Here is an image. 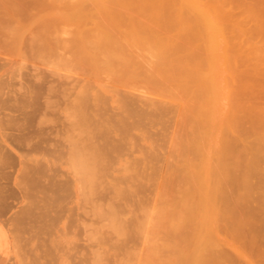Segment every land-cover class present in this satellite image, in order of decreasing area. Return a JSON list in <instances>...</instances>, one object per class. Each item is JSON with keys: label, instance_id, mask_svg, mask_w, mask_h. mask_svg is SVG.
<instances>
[{"label": "rangeland", "instance_id": "obj_1", "mask_svg": "<svg viewBox=\"0 0 264 264\" xmlns=\"http://www.w3.org/2000/svg\"><path fill=\"white\" fill-rule=\"evenodd\" d=\"M64 1L79 0H0V64H5L0 65V264H264V133L231 135L229 144L211 147L190 142L191 128L198 124L182 94L171 99L170 93L177 90L173 87L165 88L171 91H164L166 98L151 94L149 85L140 76L133 78L120 63L117 70L102 69L103 55L107 58L103 49L89 50L100 64L86 60L84 17L78 15L81 24ZM60 11L64 15H58ZM126 89L139 106L133 116L130 109L135 106L127 108L132 116L127 122L118 114L123 108L116 101L121 93L129 96ZM139 94L169 98L170 106L177 105L176 113L173 109L154 123ZM249 100L264 111L263 92L261 97L236 99ZM99 115L111 117L112 124L124 123L123 132L110 123L111 135L101 129L105 142L100 140L98 129L104 126L98 124ZM236 119L241 120L239 115ZM136 120L143 122L136 126ZM89 125L94 134L100 133L92 134ZM81 129L99 141L94 136L91 141L86 132L88 139L86 134V141L80 139ZM70 135L80 139L72 138L73 147L80 143L79 149L93 151L98 162H89L99 171H92V178L89 172L85 179L79 172L77 176L69 156L67 162ZM118 139L124 141L119 142L121 149ZM81 140L89 146H81ZM99 142L110 158L95 150ZM202 144L210 147V154L194 149ZM179 145L186 154L177 158ZM111 146L124 154L114 155ZM150 150L156 155L142 159ZM187 154L199 169L188 166ZM205 160L210 175H205ZM100 161L104 165H97Z\"/></svg>", "mask_w": 264, "mask_h": 264}, {"label": "bare ground", "instance_id": "obj_2", "mask_svg": "<svg viewBox=\"0 0 264 264\" xmlns=\"http://www.w3.org/2000/svg\"><path fill=\"white\" fill-rule=\"evenodd\" d=\"M65 3L68 4V2ZM59 5L61 6V4ZM68 5L72 9L71 13H73V15H76V17L78 15H83L84 17V31L85 37L87 38H83L84 41H82L84 42L82 46L84 48V53L82 55H85L84 58H86V60L92 62L95 61L96 65L98 63L100 64L101 61L97 62L98 58L96 59V56L93 53L94 49L97 50L96 48L103 49V51L107 54L106 59L111 60L112 57V60L114 62L112 60L111 62L109 60H106L104 58L105 55H103V64L101 63L100 66L102 67V69H110L112 67L111 70H114V68L116 67L115 70H117V67L121 64L123 65V68L125 67L123 70L127 69V72H129L133 78L140 76L142 80H144L145 83L149 85L147 87L148 89H151V94L154 93L160 95V97L163 96L166 98L167 94L164 91H166L165 88L168 87V90L173 87V89L175 88L173 91H175L176 89L179 91L177 92L176 90L175 95V92L172 94V89H170L171 91L167 90L166 92H171V99H173L172 97H181L180 93L182 94L181 98L184 101V105L186 107L191 106L192 108H194L195 111H192L194 112V124H198L196 125L197 127L191 128L192 137L190 138V142L196 143L197 145L199 143H208V145L211 144V147L214 143L217 142H224L229 144L232 139L231 135L235 137H241V134H245L250 131L264 133V120L261 121V113H263L264 111L263 109H261V105L253 100H249L244 103L236 101L237 98L252 99L261 97V92L264 93V0H79L75 1V3L70 2V4ZM68 9L69 7L67 8V10ZM63 13L64 12L60 11L58 15H64ZM78 18L79 16L76 19ZM80 19L82 20V18H79L77 21H79ZM91 46H94L95 48L91 49ZM89 50H93V53ZM104 61H106V64L104 63ZM107 61L110 63H107ZM112 62L115 64L113 65ZM109 64H112V66L110 65L109 67ZM0 65H2V63ZM103 71L104 70H102L101 72ZM126 90L128 91V89ZM160 90H162L164 94H161ZM129 91L127 93H129ZM82 92L85 93L84 90L81 91V94ZM89 94H87L89 97H93ZM117 94L119 95L120 93L118 92ZM124 94L121 93L122 96L116 97V101L117 105L123 108L121 110L125 109V113L128 114L129 110L126 111L127 108L130 109L131 106H135L134 108L139 106L137 105L136 98V105L133 104L135 102L134 100L131 101V99H133L134 97L131 98L130 93V97L128 96V94ZM139 95L141 96L142 94ZM153 95H151V97H147L150 95L141 97L146 99L148 111L147 109L145 111L152 116L153 120L155 121L154 123L157 122V117H159L158 121H161V117L163 115L169 114L171 112L173 113L174 111L176 113V110L174 109L177 106L175 105L176 103L173 104L170 102V106V104H168V102L171 101H168L169 98L167 100L165 99L166 101L163 100V97L158 100L157 96L155 95L156 99H154L155 96L153 98ZM106 96H103L102 98L109 99V97ZM140 96H138V98ZM79 97L83 98L84 96L82 95ZM81 98L79 99L80 101ZM102 98H100V100L98 101H101ZM95 99L94 103L96 104L97 101L95 102ZM103 100L102 104L104 102ZM89 103L91 104V102ZM94 103L92 102V105ZM102 104L101 106H103ZM92 105L89 106H91V108H93L92 110L95 111ZM173 105H175V107L172 108ZM134 108L130 109L133 110L130 111L132 112L130 113L131 115L133 114V112L135 114L138 113L137 108ZM102 110H99V112L101 111V114H103ZM121 110L119 111V113H117L123 116V119H125L123 121L127 122L126 120H128L131 115L128 114V116L125 114L128 117L125 118ZM145 111L144 113L143 111L140 113H143L144 115L146 114ZM182 112L183 107L179 105L177 115L180 116ZM100 115L98 117L100 118L98 120L100 123L98 124H101V126L103 125L104 127L99 128L100 130L98 129V131L101 132L102 129L103 131L105 130L107 134V131L110 132V129L112 128V123L109 122L112 120V118L109 116V119H111L109 120L107 116L104 115L103 118V115L101 117ZM238 115L241 120L236 119ZM86 117H88V114ZM118 117L117 119H119L121 123L122 118ZM89 118H91V116ZM105 118L108 121H105ZM114 119L116 120V117H114ZM95 120H97V118ZM100 120H104L103 123L107 122L110 128L108 129L109 126L105 127L107 125H104ZM12 121L11 123L15 124V122L13 123ZM87 121H85V123L88 124ZM136 121L137 126L138 121L140 120ZM96 122L97 121H94V123ZM141 122L143 121H140L139 123ZM116 123H113L112 125H117L119 127V130L121 129L120 126L124 125V123H122L121 125L119 123ZM132 123H134V121ZM87 124L85 125L87 126ZM128 125L131 126V124ZM238 126H241V129H239ZM88 129L89 128H87L86 130ZM91 129L93 130V128ZM91 129H89V132H91ZM122 129H124V127H122ZM81 130L82 133H80V139H84L82 135L86 134L87 131L83 129ZM98 131L96 130L95 134L100 133ZM94 132L95 131L93 130V132L91 133L94 134ZM87 134L89 135V137L87 136ZM87 134L86 138L88 137L90 138V140L92 139V136L95 135H92L90 133ZM109 135H111V132L109 133ZM72 136L74 135L72 134ZM72 136L70 135V139L68 138L69 141L67 140L68 143H70V145L67 143V147H71H69L68 149L66 148V150L70 152L67 155L65 154L66 157L68 158L69 156L70 160L72 161H70L68 158L67 162H74L72 164H74V168H76V170H73L72 164L71 168L74 173L75 171H77V176V173L79 172L81 173L79 174L80 177L82 176L84 178L86 176V173L88 174L89 172V175H92L90 176V178H92L93 173L91 172H95V170L97 169L98 172L99 168H94L95 166L91 165L89 161H92V163L96 164L95 162L97 161V159L95 158L93 151L91 152L92 154L89 153L91 155L90 156L83 147V149L80 147L83 150L80 153V151H78L81 150L78 146L80 143L76 144L77 149L73 147V144L71 145L72 138L73 140H75L76 136L78 135H75V137ZM101 136H103L102 132L98 135L100 140L103 139V137ZM145 136L149 137V134ZM96 137L97 135L94 136L95 139ZM99 139L96 140L99 141ZM247 139L248 137L245 136V140ZM152 140H154V138ZM119 142L121 143L122 139L118 141V144L117 142L113 143L114 145H119L117 147L120 148ZM151 143L154 142L151 141ZM81 144V146H84L83 144L85 143H83V140H81ZM97 144H94L95 150L98 151L99 149V151L103 152V155L102 153L101 155L103 156L102 158L105 159V157H107L106 155L109 152H104L100 149V142L98 145ZM188 145H190V143ZM197 145V148H195L194 145V149H198L199 151L204 149V152L206 154L211 152L209 146L208 150L207 147L206 149L204 148V144H202V146ZM106 147L107 146H104V148ZM115 147H110L112 149L111 151L114 152V155L115 152L123 151H120ZM74 148L78 151V153L77 151H73V153L71 152V150H74ZM180 148V153H176L178 154L177 158H179V154H181L182 156L183 154H186L185 149H183L181 146ZM89 149H91V147ZM177 150L179 151V148H177ZM152 151L150 150L149 153H146L144 155L145 157L143 156L142 159L147 158L146 156H148L149 159L150 157L153 158L152 156L156 155V152L154 153V151ZM181 151L183 152L181 153ZM204 152L201 153L204 154ZM65 153H67V151H65ZM65 155L63 154V156ZM97 155L100 156V153ZM109 155H111V153H109ZM109 155L107 158H110ZM190 155L192 156L191 152ZM191 156L187 154V156H184L186 157V159L184 157L182 158H184V160L188 162V166L190 165L189 163H191V165L193 164L194 167L196 164L198 165V163H196V161L195 163L190 162L193 159ZM205 156L207 157V155ZM189 157L191 160H189ZM99 158L101 160V157ZM94 159H96V161ZM104 159H102L103 162L107 161ZM98 164H101V166L104 165L102 164V162L97 163V165ZM77 165L80 166H78L77 168ZM207 165L208 163L205 164V167L209 168L210 165L209 167ZM177 167L178 165L176 166V168ZM179 167L177 168V170L179 169L178 171L182 169L181 165H179ZM189 168L193 170L192 166ZM124 169L128 170V168ZM197 169H199L198 166ZM197 169H194L195 171L193 170L195 174H197L196 172L199 171ZM191 170L190 173L192 172ZM205 171L208 172V174L204 173L205 175H210L209 171L212 172V169L209 168ZM82 173H84V175H82Z\"/></svg>", "mask_w": 264, "mask_h": 264}]
</instances>
